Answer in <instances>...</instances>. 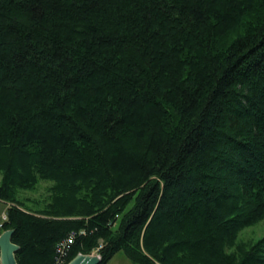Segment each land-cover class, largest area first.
I'll use <instances>...</instances> for the list:
<instances>
[{
    "label": "trees",
    "instance_id": "16d2710c",
    "mask_svg": "<svg viewBox=\"0 0 264 264\" xmlns=\"http://www.w3.org/2000/svg\"><path fill=\"white\" fill-rule=\"evenodd\" d=\"M0 173L18 264H264V0H0Z\"/></svg>",
    "mask_w": 264,
    "mask_h": 264
},
{
    "label": "rangeland",
    "instance_id": "374dc122",
    "mask_svg": "<svg viewBox=\"0 0 264 264\" xmlns=\"http://www.w3.org/2000/svg\"><path fill=\"white\" fill-rule=\"evenodd\" d=\"M2 179V174L0 173V181ZM53 182L48 180H40L38 184L33 189H21L19 191V199H28V204L33 206V202L44 203L47 196L50 195V187ZM6 211L0 215V234L6 231L2 227L3 223L8 220V210L12 206V203L6 202ZM264 237V220L257 222L254 225L247 226L241 229L238 234L235 243H248L253 244L259 239ZM83 254V253H82ZM99 255L98 251H94L88 255ZM1 264V260H0ZM107 264H138L133 262L128 258L124 251L118 252Z\"/></svg>",
    "mask_w": 264,
    "mask_h": 264
},
{
    "label": "water",
    "instance_id": "95a60500",
    "mask_svg": "<svg viewBox=\"0 0 264 264\" xmlns=\"http://www.w3.org/2000/svg\"><path fill=\"white\" fill-rule=\"evenodd\" d=\"M13 230L9 229L0 234V260L1 264H18L16 252L19 246L12 241ZM100 255L78 254L68 264H100Z\"/></svg>",
    "mask_w": 264,
    "mask_h": 264
},
{
    "label": "crops",
    "instance_id": "0c3cea01",
    "mask_svg": "<svg viewBox=\"0 0 264 264\" xmlns=\"http://www.w3.org/2000/svg\"><path fill=\"white\" fill-rule=\"evenodd\" d=\"M5 204H7V203L0 199V215L6 211L7 207Z\"/></svg>",
    "mask_w": 264,
    "mask_h": 264
},
{
    "label": "built area",
    "instance_id": "2783aa9c",
    "mask_svg": "<svg viewBox=\"0 0 264 264\" xmlns=\"http://www.w3.org/2000/svg\"><path fill=\"white\" fill-rule=\"evenodd\" d=\"M70 241H73V240L70 239ZM63 249H65V247H63Z\"/></svg>",
    "mask_w": 264,
    "mask_h": 264
}]
</instances>
